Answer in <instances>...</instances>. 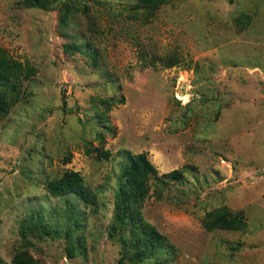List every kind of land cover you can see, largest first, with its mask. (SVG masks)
<instances>
[{
	"label": "rangeland",
	"instance_id": "rangeland-1",
	"mask_svg": "<svg viewBox=\"0 0 264 264\" xmlns=\"http://www.w3.org/2000/svg\"><path fill=\"white\" fill-rule=\"evenodd\" d=\"M136 1L0 0V46L36 69L0 119V264L19 251L36 264H118L123 245L108 233L125 151L146 152L158 175H185L152 177L143 205L175 256L136 264H264V0H170L146 23ZM65 7L74 25L63 35ZM79 40L98 61L66 49ZM171 56L178 63L165 65ZM67 169L98 195L94 207L79 202L74 239L23 234L38 210L67 228L71 210L46 189ZM221 206L243 211L246 226L207 230L202 220Z\"/></svg>",
	"mask_w": 264,
	"mask_h": 264
},
{
	"label": "trees",
	"instance_id": "trees-1",
	"mask_svg": "<svg viewBox=\"0 0 264 264\" xmlns=\"http://www.w3.org/2000/svg\"><path fill=\"white\" fill-rule=\"evenodd\" d=\"M52 1L24 0L27 6L41 8H50ZM168 2L170 0H137L131 5L130 10L143 23H146L150 22L151 17H154L162 5ZM60 14V27L64 32L63 35L69 34V26L74 25L73 10L65 7L60 11ZM243 17L244 14L238 20L242 22ZM86 41H72L67 44L66 49L70 52L88 53L95 61H98L97 52L89 50ZM177 63L178 58L171 56L165 65L172 66ZM35 73L36 69L30 62L22 63L13 59L0 46V119L7 116L10 109L22 99L21 83L23 79L30 78ZM102 121L104 124H108L105 117ZM86 152L88 154L96 153L98 158L105 159L112 155V152L104 147H89ZM123 154H125L124 162L117 181L113 216L108 233L113 240L119 241L123 245V254L119 258L118 264L142 263L152 256L160 258V255L166 258L171 256L172 258L175 255L171 253L176 250V247L155 225L145 220L143 205L151 190L150 181L152 177H157V180L163 183L183 181L185 179L184 170L174 169L158 175L157 167L148 158L146 152L133 154L130 151H125ZM65 160H70V155H67ZM46 189L51 196L63 198L66 207L71 210L73 216L68 215L67 220L64 221L67 228L63 229L64 226L62 225L60 229V224L47 222L43 210H38L33 211L24 221L25 227L22 229V233L25 234L27 231L28 234L39 236L41 234L39 231H41L45 236H61L60 232L63 230L68 240L74 239L82 225L81 217H74L79 213L77 206L79 202H84L85 206L89 207L96 206L98 203L97 193L87 185L84 176L73 169H67L61 175L50 179ZM72 197L76 199V202L71 199ZM202 224L207 230L212 231L215 229H243L247 222L244 219L243 211H233L227 206H221L208 212L202 220ZM78 242L81 243L82 238H77L73 244L67 245L69 257L76 255L78 248L76 243ZM12 260L13 264H36L34 257L29 252L19 251Z\"/></svg>",
	"mask_w": 264,
	"mask_h": 264
}]
</instances>
